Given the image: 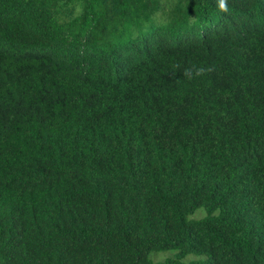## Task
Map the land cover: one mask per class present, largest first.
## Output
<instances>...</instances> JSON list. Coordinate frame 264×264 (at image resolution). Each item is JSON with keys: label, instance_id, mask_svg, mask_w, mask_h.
Segmentation results:
<instances>
[{"label": "trees", "instance_id": "obj_1", "mask_svg": "<svg viewBox=\"0 0 264 264\" xmlns=\"http://www.w3.org/2000/svg\"><path fill=\"white\" fill-rule=\"evenodd\" d=\"M227 3L0 0V264H264V0Z\"/></svg>", "mask_w": 264, "mask_h": 264}, {"label": "clouds", "instance_id": "obj_2", "mask_svg": "<svg viewBox=\"0 0 264 264\" xmlns=\"http://www.w3.org/2000/svg\"><path fill=\"white\" fill-rule=\"evenodd\" d=\"M217 8L222 13H229V7L227 0H217ZM211 68H205L193 64L190 68L184 69L183 75L189 81L204 76L207 72L211 71Z\"/></svg>", "mask_w": 264, "mask_h": 264}, {"label": "rangeland", "instance_id": "obj_3", "mask_svg": "<svg viewBox=\"0 0 264 264\" xmlns=\"http://www.w3.org/2000/svg\"><path fill=\"white\" fill-rule=\"evenodd\" d=\"M204 215V212L201 209H198L194 212L192 215L193 217H201ZM172 253V251H160V252H154L151 253L150 258L153 260V264L160 261L161 259L169 256ZM203 256H194V255H187L182 259L184 264H190L189 261L194 258H202Z\"/></svg>", "mask_w": 264, "mask_h": 264}]
</instances>
